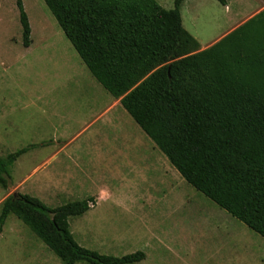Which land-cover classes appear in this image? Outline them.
I'll return each instance as SVG.
<instances>
[{"label": "trees", "instance_id": "1", "mask_svg": "<svg viewBox=\"0 0 264 264\" xmlns=\"http://www.w3.org/2000/svg\"><path fill=\"white\" fill-rule=\"evenodd\" d=\"M92 77L167 159L187 185L264 239V10L212 46L182 26L180 6L155 0H43ZM225 5L224 0H217ZM22 44L30 27L15 0ZM26 149L0 157V186ZM93 199L49 208L28 195L7 197L0 232L11 215L61 264H134L81 248L68 219Z\"/></svg>", "mask_w": 264, "mask_h": 264}, {"label": "rangeland", "instance_id": "2", "mask_svg": "<svg viewBox=\"0 0 264 264\" xmlns=\"http://www.w3.org/2000/svg\"><path fill=\"white\" fill-rule=\"evenodd\" d=\"M155 1L165 10L174 8V0ZM241 1L244 9L237 4L239 0H227L226 10L231 16L226 19L225 9L217 0H186L180 6L182 26L201 40L203 48L212 46L264 4V0H249L248 6ZM22 3L31 29L32 45L27 49L22 44L15 0H0V157L34 142L36 133L46 137L55 128L69 134L62 139L63 144L42 150L39 157L46 159L62 149L63 154L55 159L63 160L81 142L73 137L82 127L73 112L84 110L70 109L65 102L96 99L99 111L113 98L92 77L44 1ZM75 76L77 83L73 82ZM32 101L38 103V109ZM124 114L127 118L121 121L122 127L107 126L102 136L108 140L107 146L114 142L115 147L122 144L120 135L125 130L134 136L140 133L145 163L131 151L119 171H68V179L77 178L67 181L69 194L54 195L39 184V176L46 173L32 172L38 162L29 154L13 164L6 188L0 186V208L15 194L36 198L49 208L93 199L89 210L69 218L68 225L81 248L99 255L121 258L142 252L144 259L134 264H264V239L187 185ZM4 130L12 136L2 145ZM0 264L61 262L11 215L0 232Z\"/></svg>", "mask_w": 264, "mask_h": 264}, {"label": "crops", "instance_id": "3", "mask_svg": "<svg viewBox=\"0 0 264 264\" xmlns=\"http://www.w3.org/2000/svg\"><path fill=\"white\" fill-rule=\"evenodd\" d=\"M186 0H184L182 3H184ZM225 1V5L223 6L225 9L226 19H229L231 14L229 11L226 10L228 2ZM248 6L251 3H248L249 0H244ZM240 4L237 3L240 7V9H244V4L241 0H239ZM247 6V7H248ZM258 14L259 12L264 10V4L257 8ZM230 14V15H229ZM254 14L253 16H255ZM251 16L250 18H252ZM249 18V19H250ZM248 19V20H249ZM247 20V21H248ZM246 22V21H245ZM244 22V23H245ZM31 33V29H30ZM193 37V36H192ZM30 38V36H29ZM194 38V37H193ZM199 43L200 49L204 50L208 47L203 48L201 45V40L199 38H194ZM32 41L30 38V44L27 48L31 47ZM210 47V46H209ZM74 79V83H77L75 80L78 81L77 76L72 77ZM78 85V84H76ZM80 87L79 86L76 88ZM96 99L91 100H80V101H69L67 100L65 102V105L68 108H82L83 111H75L73 112V117H75L79 122L82 123V127L78 133H76L73 137L74 138H80L81 142L77 149L75 150H69L65 155L64 159H55L59 156V154H63L65 150L59 149L58 151L51 154L50 157L44 159L43 157H39V154L42 150L48 149L50 147H54L55 145L63 144L62 139L65 138L67 134H69L68 131H65L62 129V131H56L55 128H51L53 134L48 135L46 137H39V133H36L33 140L34 142H31L30 144L26 146H22L23 149H26V152L21 155L15 162L16 164L20 159L23 157L31 154V157L35 159V161L38 162L36 166L33 167L32 172L35 174L40 173H46L42 177L39 176V184L46 188L48 193L50 194H69V188L67 186L68 182H73L68 179L70 175H68V171H79L80 173H83L85 171H99L104 172L105 170L109 171H119L121 165L128 161L129 153L131 151H135L133 153L136 155L135 157H139V159H142V163H145V149L140 144L139 140L142 138V135L140 133H137V136H134L129 131H124L120 137H122L121 143L124 145L120 146H113L117 143L112 144V146H107L108 140L104 138L102 135V130L107 126H116L117 128L122 127L121 121H125V114L126 112L120 105L119 100H116L113 98L112 101L108 105H106L105 109L99 110L98 105L99 103L95 101ZM36 101L38 102V97H36ZM32 101L33 106L38 109V103ZM78 104V105H76ZM69 118H72L70 114H68ZM64 126H66L64 124ZM12 133L4 132L1 133V144L5 145L4 142L11 139ZM72 138V139H74ZM71 141V139L67 140ZM106 145V146H105ZM110 148V149H107ZM156 148V147H155ZM18 149V150H20ZM153 151V149H152ZM59 152V153H57ZM154 152V151H153ZM57 153V154H56ZM141 154V156H140ZM127 156V158H126ZM122 157V162L119 161ZM125 157V158H124ZM83 159V160H82ZM32 163V161H31ZM58 167L56 170L55 167ZM78 172V173H79ZM34 174V175H35ZM70 180V181H68ZM68 181V182H67ZM45 195V194H44Z\"/></svg>", "mask_w": 264, "mask_h": 264}]
</instances>
